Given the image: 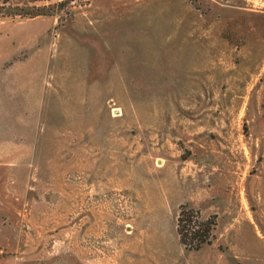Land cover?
<instances>
[{
    "label": "rangeland",
    "instance_id": "rangeland-1",
    "mask_svg": "<svg viewBox=\"0 0 264 264\" xmlns=\"http://www.w3.org/2000/svg\"><path fill=\"white\" fill-rule=\"evenodd\" d=\"M16 1L0 264H264V0Z\"/></svg>",
    "mask_w": 264,
    "mask_h": 264
},
{
    "label": "trees",
    "instance_id": "trees-1",
    "mask_svg": "<svg viewBox=\"0 0 264 264\" xmlns=\"http://www.w3.org/2000/svg\"><path fill=\"white\" fill-rule=\"evenodd\" d=\"M16 0H0V16L9 18H31L46 14L35 7L19 6ZM215 222L212 218L201 220L197 212L190 207L182 206L178 220L177 229L180 242L188 250H198L205 244H210Z\"/></svg>",
    "mask_w": 264,
    "mask_h": 264
}]
</instances>
